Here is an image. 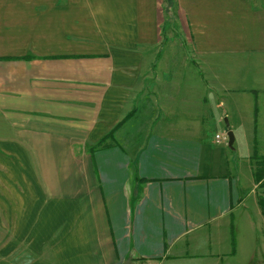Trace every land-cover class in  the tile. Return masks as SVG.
<instances>
[{
	"label": "crops",
	"instance_id": "obj_1",
	"mask_svg": "<svg viewBox=\"0 0 264 264\" xmlns=\"http://www.w3.org/2000/svg\"><path fill=\"white\" fill-rule=\"evenodd\" d=\"M260 144L264 0H0V264H264Z\"/></svg>",
	"mask_w": 264,
	"mask_h": 264
},
{
	"label": "rangeland",
	"instance_id": "obj_2",
	"mask_svg": "<svg viewBox=\"0 0 264 264\" xmlns=\"http://www.w3.org/2000/svg\"><path fill=\"white\" fill-rule=\"evenodd\" d=\"M166 27L167 25H164V32L166 30ZM164 36V35H163ZM227 128L225 127L224 130H226ZM261 146H264V144H260ZM255 159H260V158H256L253 157L251 158V161L252 163H254ZM253 171H254V165H253ZM253 174V172H252ZM254 184L256 186V188L253 189V195L256 196L257 200H258V197L261 195V196H264V188H260L258 185L259 183H255L254 181ZM260 239H262V235L259 233L256 234V236L253 238V240H250L249 238V241H247V237L244 238V240L246 241V246H245V250L249 251L251 250V256H255L256 255V260L257 262H253V264H262L263 261L261 260V257L259 256L260 255ZM239 257H242L243 260L247 263L250 262V258H249V254L248 253H245L243 255H240Z\"/></svg>",
	"mask_w": 264,
	"mask_h": 264
},
{
	"label": "trees",
	"instance_id": "obj_3",
	"mask_svg": "<svg viewBox=\"0 0 264 264\" xmlns=\"http://www.w3.org/2000/svg\"><path fill=\"white\" fill-rule=\"evenodd\" d=\"M167 4H170V0H166ZM253 177L255 183H259L260 188H264V158L255 159ZM258 205L264 215V196L258 197Z\"/></svg>",
	"mask_w": 264,
	"mask_h": 264
},
{
	"label": "water",
	"instance_id": "obj_4",
	"mask_svg": "<svg viewBox=\"0 0 264 264\" xmlns=\"http://www.w3.org/2000/svg\"><path fill=\"white\" fill-rule=\"evenodd\" d=\"M225 124L228 126V122L227 120L225 119ZM226 137H227V146L228 148L230 149H233V143H234V135L232 133L231 130H228L227 133H226Z\"/></svg>",
	"mask_w": 264,
	"mask_h": 264
},
{
	"label": "built area",
	"instance_id": "obj_5",
	"mask_svg": "<svg viewBox=\"0 0 264 264\" xmlns=\"http://www.w3.org/2000/svg\"><path fill=\"white\" fill-rule=\"evenodd\" d=\"M216 139L219 140L220 139V136H216Z\"/></svg>",
	"mask_w": 264,
	"mask_h": 264
}]
</instances>
